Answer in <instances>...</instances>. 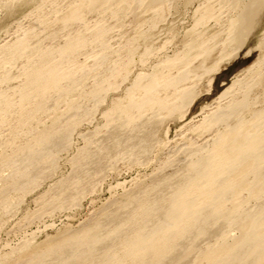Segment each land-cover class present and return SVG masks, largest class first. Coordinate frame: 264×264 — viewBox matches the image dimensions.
<instances>
[{
    "label": "rangeland",
    "instance_id": "obj_1",
    "mask_svg": "<svg viewBox=\"0 0 264 264\" xmlns=\"http://www.w3.org/2000/svg\"><path fill=\"white\" fill-rule=\"evenodd\" d=\"M247 1L0 0V264L48 253L130 196L138 195L130 218L140 223L153 179L175 175L221 133L231 134L230 143L242 132L264 134V6L245 32L240 13ZM36 68L56 78L46 97L29 87ZM147 95L156 104L127 108ZM54 124L69 128V137L42 155L37 164L44 163L45 176L35 172L33 180L34 161L21 159L22 149L38 150L40 131ZM243 161L251 164L244 178L264 191L263 141L213 178L188 175L173 200L193 191L188 207L204 212L211 201L205 204L201 191L211 179L216 192L227 187ZM23 172L33 180L26 186ZM223 192L229 204L235 190ZM256 200L242 199L240 208L253 209ZM183 216L195 221L183 206L169 225L161 221L149 233L183 225ZM112 221L108 231L117 226ZM118 243L112 256L123 255L126 244ZM56 253L34 259L61 264Z\"/></svg>",
    "mask_w": 264,
    "mask_h": 264
},
{
    "label": "bare ground",
    "instance_id": "obj_2",
    "mask_svg": "<svg viewBox=\"0 0 264 264\" xmlns=\"http://www.w3.org/2000/svg\"><path fill=\"white\" fill-rule=\"evenodd\" d=\"M263 6L264 0H248L244 3L240 16L243 20L244 31L246 30L245 32L249 31L251 26L254 25ZM42 67L44 68V66ZM42 67L40 69H42ZM36 69L38 70L32 71L28 77L29 87L36 86L40 88L41 94L40 92L39 94L42 95V97L45 95L47 96L48 94L44 93H46V91L48 93V90L50 91L49 88L57 86V82L55 81L56 78H54L50 71H48L49 73L47 72L48 69H44L46 72L39 68ZM67 78L68 77H66V79ZM154 83H151L146 89L150 95L151 86H154ZM101 91L102 89H96V93ZM27 93L29 94V92ZM23 95H25V97L28 96L24 93ZM150 95H147L144 99L139 101H136L135 99L132 100L133 98L130 99L127 108H139L141 105H143L142 107H151L155 101L154 98H152L153 96ZM23 99L25 98L23 97ZM26 99L28 98L26 97ZM40 101H42V99H40ZM114 107H116L115 109H118L120 105ZM73 109H75L74 106ZM40 132L39 137H37V142L39 143L38 150L32 149L29 145V148H24L22 149V152L20 151L22 153L21 159L34 161L32 163L33 166L31 167L33 168L31 172L34 170V175L31 173L28 175V177H30V174L33 177L35 176L34 178L32 177L33 180L36 179L37 174H39L38 177L41 176V174H44L45 176L47 168L44 166V163L41 164H43L45 171L40 162L37 164V162L42 159V155L50 151L52 148L65 145L68 139L67 137H69V128L62 129L55 124ZM231 137V134L228 132L219 134L216 139L213 138L212 140H209L208 143L211 144L210 151L198 152V149L195 150L197 155L194 159L186 160L184 163L185 165L175 175L172 177H169L171 175H162L159 178L157 177L156 180L153 179L154 189L151 187L153 195L150 196L151 199L149 198V201H146L147 207H143L145 204L141 207L143 214V217L141 218L142 221L136 219V221H141L140 223H135V220H131L130 218V213L134 209H138L135 207H140L141 205L138 200L139 198L137 197L138 195L134 194L133 196L136 195L135 197L130 196V198L128 196L130 198L129 200L126 199L125 202L123 201V204L120 203L119 206L117 205V211L115 210L116 212H114L113 210L115 213L114 215H112L113 212L108 213V215L105 213L106 215L104 214V217H100L101 219L99 218V221H93V226L86 227V231H84L85 228H83V230L81 229L82 234L79 233L80 235H78L77 233L76 235V232H74L73 235L68 234L61 239L59 243L52 246L49 245L50 247L46 250L44 248L45 251L48 250V253L45 251V253L39 251L42 255L40 253L39 255L38 253H35V257L33 255V257L30 258L31 260H25V263L37 264L40 257L43 259L45 255L47 257L48 254H55L57 252L59 257L57 255H54V257H57L58 262L61 264H123L122 258L127 260L128 264H193L194 262L195 264H264V191L260 189L259 193V188L251 186L247 179L244 178L247 171L250 169L251 164L249 161H243L242 166H237L236 174L239 178L235 176L232 183H229L227 187L221 189L226 191L229 187H232L235 190L234 194H230L231 198L228 199L230 201L229 204L221 199L224 195L223 191L219 190L216 192V186L213 179L210 180V183L205 190L201 191L206 193L205 204L209 200L211 201H209L210 203L208 206H205L206 210L202 213L198 209L199 207H188V202L193 200L192 197H190L193 191H184L179 197L176 196L175 201L172 198V195H175L176 192L183 187L188 175L195 172L213 178V172H222L225 168L227 169L228 166L238 164V160L243 157L244 154H253L257 145H259L260 142L262 144L264 141V134L249 137L245 132H242L236 140L230 143ZM245 142L247 144H245ZM235 165L233 167H235ZM26 170L29 169L26 168ZM25 172H23L24 175L26 174ZM35 172L37 173L36 175ZM82 172L84 171H81V173ZM24 175L23 177L21 175L23 183L21 182L22 180L20 182L22 183V186L23 184L26 186V183L31 181V178L26 177L27 174ZM159 186H161V191ZM157 188L159 190H157ZM241 193H245L247 196L244 197L245 195H241ZM76 194L75 191V195ZM242 199L247 203H249L251 199H257L255 201L257 206L251 209L250 205L247 204L249 207L243 206L241 209L240 206L242 205ZM183 206L189 209L192 216L195 217L194 222L189 223V219H186V216H183L182 220H178L179 222H182L183 225L172 223L170 226L164 227L152 234L149 233V228L161 223V221L165 223V226L169 225L171 216L173 214H178L180 208ZM143 208L145 210H143ZM113 218L116 220L117 223L115 225L117 226L116 228L113 227L115 230L112 229L113 231L110 230V232L108 231V225L106 224L110 219L113 220ZM111 221H109V223H111ZM235 232H237L236 235ZM118 241L126 244L124 247L125 250L121 257H116L114 255L113 257L112 253H115L113 250L116 247L114 249H112V247L115 246L114 244ZM120 243H118V245ZM123 245L120 244V246ZM242 246L245 247L246 250L244 253L239 254L237 251L242 249ZM36 254L38 259H34L36 258ZM115 255L118 254L115 253Z\"/></svg>",
    "mask_w": 264,
    "mask_h": 264
}]
</instances>
